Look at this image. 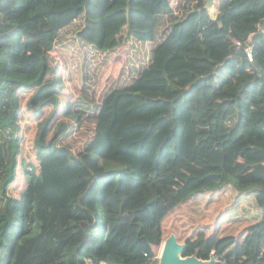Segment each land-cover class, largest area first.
Returning <instances> with one entry per match:
<instances>
[{
  "label": "trees",
  "instance_id": "obj_1",
  "mask_svg": "<svg viewBox=\"0 0 264 264\" xmlns=\"http://www.w3.org/2000/svg\"><path fill=\"white\" fill-rule=\"evenodd\" d=\"M208 1L0 0V264H264V0Z\"/></svg>",
  "mask_w": 264,
  "mask_h": 264
},
{
  "label": "water",
  "instance_id": "obj_2",
  "mask_svg": "<svg viewBox=\"0 0 264 264\" xmlns=\"http://www.w3.org/2000/svg\"><path fill=\"white\" fill-rule=\"evenodd\" d=\"M212 0L208 1L210 5ZM186 243L180 242L175 233H171L163 242L161 246V254L157 264H217L218 260L214 253L211 254L210 259H201L195 255L184 256Z\"/></svg>",
  "mask_w": 264,
  "mask_h": 264
},
{
  "label": "rangeland",
  "instance_id": "obj_3",
  "mask_svg": "<svg viewBox=\"0 0 264 264\" xmlns=\"http://www.w3.org/2000/svg\"><path fill=\"white\" fill-rule=\"evenodd\" d=\"M218 5H219V1H218V0H212L211 4L209 5L210 14H211L213 17H215L216 14L218 13V12H217ZM123 62H124V60H123L122 58H119V59H118V61H117V68H116V71H115V68H114V71H113V73H112V79H113L114 77H116L117 74L119 73L120 68H121V66L123 65ZM107 81H108L107 84H111V80H107ZM107 87H108V86H106L105 90L107 89ZM31 145H32V144L30 143V146H31ZM17 191H18V189L15 190V192H17ZM177 215H178L179 217H181V216L184 217L185 212L181 209L180 211H178ZM172 233H173V232H172ZM170 234H171V233H170ZM170 234H169V235H170ZM160 251H161V248H160V249L158 250V252H157V254H158V260H159V253H160Z\"/></svg>",
  "mask_w": 264,
  "mask_h": 264
},
{
  "label": "built area",
  "instance_id": "obj_4",
  "mask_svg": "<svg viewBox=\"0 0 264 264\" xmlns=\"http://www.w3.org/2000/svg\"><path fill=\"white\" fill-rule=\"evenodd\" d=\"M248 58L253 61V55L250 48H246Z\"/></svg>",
  "mask_w": 264,
  "mask_h": 264
},
{
  "label": "crops",
  "instance_id": "obj_5",
  "mask_svg": "<svg viewBox=\"0 0 264 264\" xmlns=\"http://www.w3.org/2000/svg\"><path fill=\"white\" fill-rule=\"evenodd\" d=\"M218 1H219V0H218ZM217 12L219 13V5H218V8H217ZM218 13L216 14V16H215V17H213L212 15H211V16H212L213 18H216V17H217V15H218Z\"/></svg>",
  "mask_w": 264,
  "mask_h": 264
},
{
  "label": "bare ground",
  "instance_id": "obj_6",
  "mask_svg": "<svg viewBox=\"0 0 264 264\" xmlns=\"http://www.w3.org/2000/svg\"><path fill=\"white\" fill-rule=\"evenodd\" d=\"M161 252L159 253V256H160Z\"/></svg>",
  "mask_w": 264,
  "mask_h": 264
}]
</instances>
